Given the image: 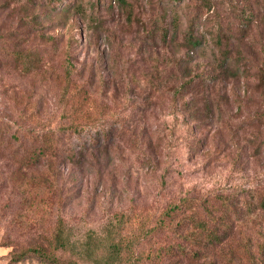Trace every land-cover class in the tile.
Segmentation results:
<instances>
[{"label": "rangeland", "instance_id": "1", "mask_svg": "<svg viewBox=\"0 0 264 264\" xmlns=\"http://www.w3.org/2000/svg\"><path fill=\"white\" fill-rule=\"evenodd\" d=\"M263 198L264 0H0V264L60 215L168 262L222 199L227 264H264Z\"/></svg>", "mask_w": 264, "mask_h": 264}, {"label": "trees", "instance_id": "2", "mask_svg": "<svg viewBox=\"0 0 264 264\" xmlns=\"http://www.w3.org/2000/svg\"><path fill=\"white\" fill-rule=\"evenodd\" d=\"M262 201L264 205V198ZM222 205L221 213L209 209L201 217L192 211L181 218L180 222H184L186 233L182 234L180 242L158 251L157 255L161 254V260L169 259L168 262L162 260L159 264H218L222 261L220 259L227 264L224 251L231 236L228 230L231 227L227 214L228 200L222 199ZM180 208L175 204L171 206L170 213L179 211ZM163 223L161 221L160 227ZM159 229L158 225L154 226L151 233ZM123 230L124 225L117 222L106 226L102 233L90 230L83 239H74L64 217L60 215L51 237L52 251L30 247L24 253H11L7 264L23 263L31 251L53 264H143L134 251H131L132 242ZM209 251L218 252L211 255ZM184 259L186 263H183Z\"/></svg>", "mask_w": 264, "mask_h": 264}]
</instances>
